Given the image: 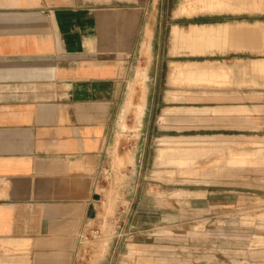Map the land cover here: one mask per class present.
Returning a JSON list of instances; mask_svg holds the SVG:
<instances>
[{
    "label": "rangeland",
    "instance_id": "374dc122",
    "mask_svg": "<svg viewBox=\"0 0 264 264\" xmlns=\"http://www.w3.org/2000/svg\"><path fill=\"white\" fill-rule=\"evenodd\" d=\"M121 1L146 17L105 148L101 212L74 264H264V2L189 13L188 0ZM192 24L213 32L173 44L174 26ZM192 61L224 68L202 84L176 80V64ZM171 146L193 163L159 162Z\"/></svg>",
    "mask_w": 264,
    "mask_h": 264
},
{
    "label": "crops",
    "instance_id": "0c3cea01",
    "mask_svg": "<svg viewBox=\"0 0 264 264\" xmlns=\"http://www.w3.org/2000/svg\"><path fill=\"white\" fill-rule=\"evenodd\" d=\"M145 14L121 0H0V264L75 263Z\"/></svg>",
    "mask_w": 264,
    "mask_h": 264
},
{
    "label": "bare ground",
    "instance_id": "6f19581e",
    "mask_svg": "<svg viewBox=\"0 0 264 264\" xmlns=\"http://www.w3.org/2000/svg\"><path fill=\"white\" fill-rule=\"evenodd\" d=\"M191 1L190 7H185L186 11L189 13L191 12H215V11H223L226 8H234V9H240L244 6L245 2H264V0H240L242 3L238 4V2H234L237 0H196L199 4L192 3L195 0H188ZM218 25V24H217ZM215 28L216 24L213 25ZM213 28H209L206 26H193L190 30H183L182 28L178 27L177 25L174 26L173 34H172V43L175 44L180 41H184L186 37H189L191 35L192 39L198 37H210L211 31L213 32ZM209 47V43L206 45ZM188 48H191L194 50V52L197 51L198 48L197 44L193 42V44H190ZM221 64L218 65H207L203 63H196L195 61H192V63L189 62H178L175 66V70L172 72L174 74L175 79L179 81L184 82H192L196 81L200 84L204 83L205 81H209L213 78L220 77V71L216 69H221ZM142 71H138V74L140 75ZM224 71H222L223 73ZM142 75H146V72H142ZM181 83V82H180ZM141 95V94H140ZM142 99V97H141ZM145 109V103L144 101L140 100L136 103V109L137 117H140ZM170 110V108H167L166 111ZM194 152L193 151H187L186 149H183L180 147H164L159 152V162L166 161L167 158H174L175 162L180 166H188L191 165L194 161Z\"/></svg>",
    "mask_w": 264,
    "mask_h": 264
}]
</instances>
